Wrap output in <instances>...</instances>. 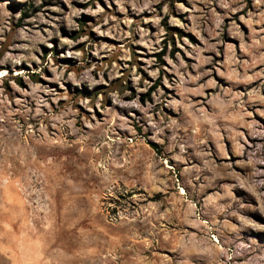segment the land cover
<instances>
[{"label":"rangeland","instance_id":"374dc122","mask_svg":"<svg viewBox=\"0 0 264 264\" xmlns=\"http://www.w3.org/2000/svg\"><path fill=\"white\" fill-rule=\"evenodd\" d=\"M0 264H264V0H0Z\"/></svg>","mask_w":264,"mask_h":264},{"label":"bare ground","instance_id":"6f19581e","mask_svg":"<svg viewBox=\"0 0 264 264\" xmlns=\"http://www.w3.org/2000/svg\"><path fill=\"white\" fill-rule=\"evenodd\" d=\"M1 76H3V75H1ZM184 192V191H183ZM183 192H181L182 194H183ZM185 194V193H184Z\"/></svg>","mask_w":264,"mask_h":264}]
</instances>
